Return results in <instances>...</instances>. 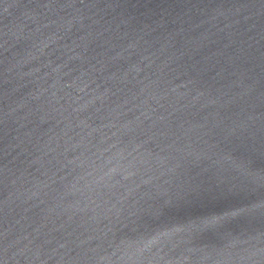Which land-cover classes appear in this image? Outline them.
<instances>
[{"label": "water", "instance_id": "1", "mask_svg": "<svg viewBox=\"0 0 264 264\" xmlns=\"http://www.w3.org/2000/svg\"><path fill=\"white\" fill-rule=\"evenodd\" d=\"M0 264H264V0L211 1L112 86L1 216Z\"/></svg>", "mask_w": 264, "mask_h": 264}, {"label": "snow or ice", "instance_id": "2", "mask_svg": "<svg viewBox=\"0 0 264 264\" xmlns=\"http://www.w3.org/2000/svg\"><path fill=\"white\" fill-rule=\"evenodd\" d=\"M221 211H225L228 213H232V212H239L241 211V206L240 205H233L231 207H226L224 209H222ZM219 218V213H217L216 211H211L209 213L206 214V223L208 224H213L216 222V220Z\"/></svg>", "mask_w": 264, "mask_h": 264}]
</instances>
